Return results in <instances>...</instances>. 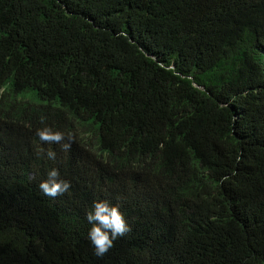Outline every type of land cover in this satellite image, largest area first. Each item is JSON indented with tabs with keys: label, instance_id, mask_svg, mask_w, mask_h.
I'll list each match as a JSON object with an SVG mask.
<instances>
[{
	"label": "trees",
	"instance_id": "obj_1",
	"mask_svg": "<svg viewBox=\"0 0 264 264\" xmlns=\"http://www.w3.org/2000/svg\"><path fill=\"white\" fill-rule=\"evenodd\" d=\"M0 264H264V0H0Z\"/></svg>",
	"mask_w": 264,
	"mask_h": 264
},
{
	"label": "clouds",
	"instance_id": "obj_2",
	"mask_svg": "<svg viewBox=\"0 0 264 264\" xmlns=\"http://www.w3.org/2000/svg\"><path fill=\"white\" fill-rule=\"evenodd\" d=\"M43 127L36 129V135L41 142L60 144L67 151L71 148L74 136L65 134L47 125L46 117H41ZM46 155L49 159H55V151L48 150ZM224 179H228L224 177ZM41 192L51 198H56L68 193L72 187L71 182L62 178L59 169L50 168L47 175L39 182ZM88 224L87 239L92 245L95 255L103 257L113 246L114 241L130 231V226L121 211L119 204L108 199L97 198L93 200L85 212Z\"/></svg>",
	"mask_w": 264,
	"mask_h": 264
},
{
	"label": "water",
	"instance_id": "obj_3",
	"mask_svg": "<svg viewBox=\"0 0 264 264\" xmlns=\"http://www.w3.org/2000/svg\"><path fill=\"white\" fill-rule=\"evenodd\" d=\"M199 89H202V88H200V87H198Z\"/></svg>",
	"mask_w": 264,
	"mask_h": 264
}]
</instances>
